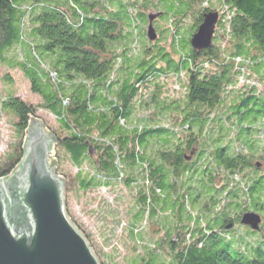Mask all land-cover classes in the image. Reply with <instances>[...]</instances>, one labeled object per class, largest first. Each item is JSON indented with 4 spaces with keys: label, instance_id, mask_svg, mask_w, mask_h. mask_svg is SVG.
<instances>
[{
    "label": "trees",
    "instance_id": "16d2710c",
    "mask_svg": "<svg viewBox=\"0 0 264 264\" xmlns=\"http://www.w3.org/2000/svg\"><path fill=\"white\" fill-rule=\"evenodd\" d=\"M143 2L0 0V61L20 69L43 100L35 105L12 92L0 100L18 134L12 152L0 159V178L23 160L22 140L42 108L58 121L60 155L79 168L69 174L55 167L67 191L107 190L120 183L138 191L136 221L127 227L141 248L135 246L128 264H264V239L240 237L264 230V173L248 182L241 175L260 171L254 160L264 161V0ZM147 4L167 9L155 13L168 15V47L140 45L149 41L141 40L138 28L139 19L149 25L139 11ZM193 6L194 33L205 12L220 13L218 43L200 52L187 50L194 34L185 41L179 31L180 18ZM17 48L25 57L17 52L8 57ZM171 84L181 98L166 89ZM161 119L168 126L155 123ZM214 124L234 138L224 144L223 136L209 137L202 158L189 160L201 132ZM222 171L228 175L217 182ZM201 197L202 212L195 207ZM248 211L262 213L261 230L237 234L234 226ZM19 212L11 207L16 224L25 220ZM149 224L162 234L145 241Z\"/></svg>",
    "mask_w": 264,
    "mask_h": 264
},
{
    "label": "water",
    "instance_id": "95a60500",
    "mask_svg": "<svg viewBox=\"0 0 264 264\" xmlns=\"http://www.w3.org/2000/svg\"><path fill=\"white\" fill-rule=\"evenodd\" d=\"M161 13L149 14L147 36L156 41L154 21ZM219 11L203 14V21L191 38L196 51L213 45ZM57 137L44 123L32 118L27 130L25 156L7 177L0 178V264H101L84 233L71 221L64 199L65 179L55 169ZM55 164V166L53 165ZM24 212L16 224L11 207ZM241 223L260 231L263 216L248 211ZM234 223L226 226L231 229Z\"/></svg>",
    "mask_w": 264,
    "mask_h": 264
},
{
    "label": "rangeland",
    "instance_id": "374dc122",
    "mask_svg": "<svg viewBox=\"0 0 264 264\" xmlns=\"http://www.w3.org/2000/svg\"><path fill=\"white\" fill-rule=\"evenodd\" d=\"M126 1L133 2L135 0ZM160 1L161 0H153L154 4L157 5L161 3ZM140 4H144L143 0H140ZM192 8L193 9L187 15H185L182 19L180 18L179 31L185 41L187 40V38L184 37H188L189 40L195 31V27L193 26V24H195L196 17L198 15V7L193 6ZM159 9L160 11L167 10L164 8L163 5L160 6V8H153L149 6V4H147L143 8H140L139 11L142 12L143 15H147V17H149V14L155 13ZM97 11L101 12V9L98 8ZM167 21L168 15H165L162 18L159 17L154 22L158 33V39L156 41H150L147 36L148 23L144 22L142 19H139L140 23L138 28L139 31L142 32L140 38L142 41L149 40L144 42L143 44L140 43L141 47L148 46L150 42L159 43L162 46L168 47V44L171 41L172 33H170V31L169 33L167 32ZM27 29H29L28 26ZM186 31L188 32L185 33ZM218 41V38L214 39V43H218ZM190 48H192L191 44L187 47V50L189 51ZM16 52L18 54H23L24 50L17 48L16 51L14 50L9 53L8 57H13L14 55H16ZM24 54L23 56H21V58L25 57ZM166 89H169L170 94L181 98V92L176 93V91H174L173 84L168 86V88ZM166 89L164 90V92L166 91ZM10 92H12V94H15L16 96L21 97L26 101H30L35 105L41 104L43 102L42 97L32 90L29 79L20 69H11L8 66L2 64L0 61V100L10 95ZM230 94L231 93L227 94V96ZM226 109L227 107H224L222 110H217L218 115L221 113H225L227 111ZM36 118L42 120V122L44 123L45 130H50L52 134L57 137V133L60 132V128L58 121L56 120V117L54 115L48 113L47 111L41 108L38 110ZM219 128V124H214L213 128H211L209 132H201V142L199 145L196 146V153H194L192 156V154L188 152L191 157L189 160L192 159V161H194L200 157L202 158V156L204 155L202 151L205 150L204 148L208 150L209 147L207 145V142L210 139H218L220 138V136H223L222 139L225 144L234 138L235 134L233 132H229L227 135L225 130ZM54 130L57 133H55ZM186 136L187 134L182 133L183 139L186 138ZM26 138L27 134L22 140L24 145ZM252 138H255L257 142L260 141L256 136H253ZM17 140L18 134L16 130L15 119L0 110V159L12 152L14 143ZM54 151L56 152L55 160L57 163L55 167L59 170L60 165V172L76 174L79 171V168L74 167L71 162L68 161L67 158H63L60 155H63V152L60 150L57 144L54 145ZM254 162H260V165L256 167L260 171L256 172L255 168H252L248 171L241 172L243 179L247 182L250 178L252 179L254 178V176H258L264 173V161L260 159H255ZM83 169L89 172H93L94 170V168L89 164H85ZM83 169L82 171H84ZM226 175H228V173L226 171H222V174L217 178V182H220L222 178L226 177ZM139 178L140 174L138 176V179ZM198 178L199 177L195 176V181H198ZM179 179H181V181L185 184L189 182V180L183 179L181 177ZM177 191L179 192V190ZM137 196L138 191L136 189L131 190L129 187L121 183L118 185H114V187H109L107 190L94 189L88 192L80 191L77 188L67 191L65 184L64 199L67 214L71 221L79 229L80 227H82L86 234L90 235L89 239L84 234L90 242L101 264H128L127 258H132L135 256V246L137 245L138 248H141V245L137 244L136 241L132 239V237L130 236V231L127 227L128 224L132 225L131 223L136 221V215L139 209L138 204L135 201L137 199ZM201 199L202 197L198 200ZM202 203L203 200L195 203L197 211L202 212ZM197 208H202V210ZM147 226L148 228L144 232L145 236L143 235L145 241H147V239L155 240L158 237L157 235L162 234L160 233V231L162 232V230L159 229L158 226L153 224H149ZM234 228H237V234H241V232L243 230H246V228L252 230L250 227L242 225L239 222L237 225L234 226ZM240 237L243 241L260 240V238L262 240L264 239V230L261 232H256V234L250 235L249 237H246L241 234ZM164 262H170V257L168 254L164 256Z\"/></svg>",
    "mask_w": 264,
    "mask_h": 264
},
{
    "label": "crops",
    "instance_id": "0c3cea01",
    "mask_svg": "<svg viewBox=\"0 0 264 264\" xmlns=\"http://www.w3.org/2000/svg\"><path fill=\"white\" fill-rule=\"evenodd\" d=\"M155 123H159L160 125H164V126H168L167 125V123H168V121H166L165 119L163 120V119H161V120H157Z\"/></svg>",
    "mask_w": 264,
    "mask_h": 264
},
{
    "label": "flooded vegetation",
    "instance_id": "af4514ba",
    "mask_svg": "<svg viewBox=\"0 0 264 264\" xmlns=\"http://www.w3.org/2000/svg\"><path fill=\"white\" fill-rule=\"evenodd\" d=\"M193 153H194V151L192 150V151H191L192 156H193Z\"/></svg>",
    "mask_w": 264,
    "mask_h": 264
},
{
    "label": "built area",
    "instance_id": "2783aa9c",
    "mask_svg": "<svg viewBox=\"0 0 264 264\" xmlns=\"http://www.w3.org/2000/svg\"><path fill=\"white\" fill-rule=\"evenodd\" d=\"M176 88H179L178 85H176Z\"/></svg>",
    "mask_w": 264,
    "mask_h": 264
}]
</instances>
